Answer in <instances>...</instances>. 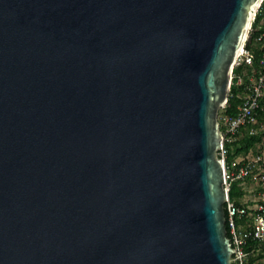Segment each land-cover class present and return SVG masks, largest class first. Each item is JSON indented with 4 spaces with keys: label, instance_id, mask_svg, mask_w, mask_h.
Here are the masks:
<instances>
[{
    "label": "water",
    "instance_id": "95a60500",
    "mask_svg": "<svg viewBox=\"0 0 264 264\" xmlns=\"http://www.w3.org/2000/svg\"><path fill=\"white\" fill-rule=\"evenodd\" d=\"M262 0H0V264H234L219 111Z\"/></svg>",
    "mask_w": 264,
    "mask_h": 264
},
{
    "label": "built area",
    "instance_id": "2783aa9c",
    "mask_svg": "<svg viewBox=\"0 0 264 264\" xmlns=\"http://www.w3.org/2000/svg\"><path fill=\"white\" fill-rule=\"evenodd\" d=\"M257 19H259V24L256 28L251 27V31H258L255 39L262 44V53L258 60L259 67H253L250 73L246 71L247 66L243 73H234L233 71L231 85L233 83L237 86L244 85V99L238 106L234 115L221 114L220 116V126L221 124L223 126V129H221L222 145L220 150L221 156L224 159L228 152L227 144L237 141L239 133L243 128L249 127V132L251 134H256L258 132V127H256L257 124H260V128L264 129V123L259 122V111H264V30L261 31L264 24V0L261 1L253 22ZM249 38H247L241 50L236 65L245 64L251 66L254 64V53L251 49L246 47ZM245 76L248 79L247 83L244 81ZM260 159L261 157L258 156L256 160H251L249 158L243 159L241 162L234 160L231 165L226 166L225 185L227 190H230L232 182L251 176L252 173L258 169L256 168V163H258ZM257 176L261 182L262 191L260 203H258L255 208L240 206L236 204L229 195L225 201L226 223L229 226L231 234L229 237L236 249L233 254L234 264H246L248 253L243 249V245L249 237L264 239V169L258 172ZM246 215L250 217L249 222L246 224H238L237 219Z\"/></svg>",
    "mask_w": 264,
    "mask_h": 264
},
{
    "label": "trees",
    "instance_id": "16d2710c",
    "mask_svg": "<svg viewBox=\"0 0 264 264\" xmlns=\"http://www.w3.org/2000/svg\"><path fill=\"white\" fill-rule=\"evenodd\" d=\"M259 24V19L253 22V28H256ZM264 30V24L261 28V31ZM258 34L257 30L250 32V38L246 43V47L251 49L254 53V64L249 66L245 64H239L234 67V73H243L245 70V67L247 66L246 71L248 73L251 72L252 68H258V60L262 53V44L258 41H256L255 37ZM245 83L248 82L247 77L245 76L244 79ZM244 85L237 86L234 83L231 85L230 93H229V99L224 108H222L221 114H230L234 115L237 111L238 106L243 102L244 99ZM264 121V111H259V122ZM258 132L256 134H251L249 132V127H245L241 130L239 133V138L237 141L233 143L227 144V155L225 157L226 166H229L232 164L234 159L238 157L239 155H246L251 150L255 149L258 144L263 142L264 138V129L260 128V124L256 125ZM221 129H223V126L221 124ZM245 130V131H244ZM260 131V132H259ZM248 178V177H247ZM246 194V191L241 186V181L237 180L235 182H232L231 188L229 190V197L235 201L236 204L240 206H246L242 203L241 198ZM250 217L249 216H243L242 218L237 219L238 224H246L249 222ZM227 225L228 229V235L231 236L229 231V226ZM243 249L245 252L248 253V258L246 264H257V263H263L264 260V239H256L254 237H249L248 240L244 243Z\"/></svg>",
    "mask_w": 264,
    "mask_h": 264
},
{
    "label": "rangeland",
    "instance_id": "374dc122",
    "mask_svg": "<svg viewBox=\"0 0 264 264\" xmlns=\"http://www.w3.org/2000/svg\"><path fill=\"white\" fill-rule=\"evenodd\" d=\"M251 32V30H250ZM249 32V36H250ZM248 36V38H249ZM244 95V94H243ZM222 110V109H221ZM219 111V120H220V112ZM264 123V121H263ZM245 131V130H244ZM260 132V131H259ZM258 156L261 157L260 161L256 163V168L251 176L245 179H238L241 181V186L244 188L246 191V194L241 198V201L243 204L246 206H250L251 208H255L258 203H260L261 200V182L259 180V177L257 176L258 172H261L264 169V138L263 142L258 144L257 147L253 150H251L249 153L246 155H239L236 157L234 160L241 162L243 159H257ZM264 263V260H263Z\"/></svg>",
    "mask_w": 264,
    "mask_h": 264
}]
</instances>
